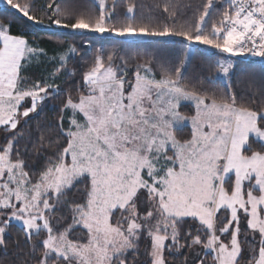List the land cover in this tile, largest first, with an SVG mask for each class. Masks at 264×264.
<instances>
[{
  "label": "snow or ice",
  "instance_id": "snow-or-ice-1",
  "mask_svg": "<svg viewBox=\"0 0 264 264\" xmlns=\"http://www.w3.org/2000/svg\"><path fill=\"white\" fill-rule=\"evenodd\" d=\"M6 4L155 47L0 19V264H264V0ZM200 46L216 58L193 71Z\"/></svg>",
  "mask_w": 264,
  "mask_h": 264
},
{
  "label": "trees",
  "instance_id": "trees-1",
  "mask_svg": "<svg viewBox=\"0 0 264 264\" xmlns=\"http://www.w3.org/2000/svg\"><path fill=\"white\" fill-rule=\"evenodd\" d=\"M22 2V0H21ZM95 0H86V3L89 6L94 5ZM146 3H151L152 0H145ZM121 5H123L124 0H120ZM118 11L123 15V7L118 8ZM0 19L5 20L7 22L8 20L13 21L12 31L13 33H34L36 35H48V34H55V36L59 39H65V40H71L75 41L77 44H79L82 40H91L93 44V49L85 48V53H91L95 47H104L105 49H112V48H118L123 46V42L125 41H136L137 46L141 49L144 48H151L155 47L152 40L149 38H131V37H118L114 34H96V33H87L85 35H80L77 33L69 32L67 29H58L55 26L52 27V29H46L43 25H34L31 22L27 21L26 18L22 16V14H19L18 11L12 9L11 7H4L0 6ZM43 46H45L49 51L52 52V50L55 48V45L53 43H49L48 41L43 42ZM214 50L206 48L204 46L199 47V52L196 55L194 61H193V71H198V65L207 62L209 60H214L216 57L211 55V53ZM185 111H190V106H187L184 108ZM47 118L51 120L54 116V112L52 109H46L45 112ZM36 119H43V116L37 117ZM190 131L189 128L184 129V133L187 134ZM0 133H3L4 137L1 141L4 142L7 139V136L4 134L3 130H0ZM76 197L80 196V193H75ZM16 236L15 231L12 235L8 237L9 243L11 244L13 238ZM149 241L142 240L141 241V247L143 248L145 245H147ZM3 249H0V258L7 261L11 257L10 256H4L3 255ZM247 252L244 253L245 258H247ZM191 259V256L189 257ZM140 259H145L143 255H141ZM179 259V257H177Z\"/></svg>",
  "mask_w": 264,
  "mask_h": 264
},
{
  "label": "rangeland",
  "instance_id": "rangeland-1",
  "mask_svg": "<svg viewBox=\"0 0 264 264\" xmlns=\"http://www.w3.org/2000/svg\"><path fill=\"white\" fill-rule=\"evenodd\" d=\"M0 6L11 7V6L6 4V0H0ZM131 38H138V37H131ZM139 38H142V37H139ZM49 53L51 54V51H49ZM47 71H51V68L46 67L43 64H41L39 66L34 64L33 66L29 67L25 71L24 74L27 76H30L32 79H39V78H41V76L45 75ZM3 137H4L3 133H0V143L3 139Z\"/></svg>",
  "mask_w": 264,
  "mask_h": 264
}]
</instances>
